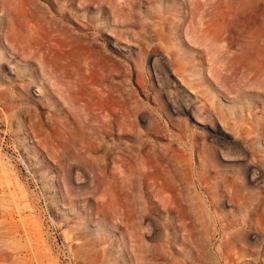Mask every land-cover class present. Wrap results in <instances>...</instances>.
Here are the masks:
<instances>
[{
  "label": "rangeland",
  "instance_id": "1",
  "mask_svg": "<svg viewBox=\"0 0 264 264\" xmlns=\"http://www.w3.org/2000/svg\"><path fill=\"white\" fill-rule=\"evenodd\" d=\"M0 264H264V0H0Z\"/></svg>",
  "mask_w": 264,
  "mask_h": 264
},
{
  "label": "bare ground",
  "instance_id": "2",
  "mask_svg": "<svg viewBox=\"0 0 264 264\" xmlns=\"http://www.w3.org/2000/svg\"><path fill=\"white\" fill-rule=\"evenodd\" d=\"M45 67H47V66L45 65ZM51 84H52V83H51ZM44 91H45V90H44ZM25 96H26V95H25ZM23 99H24V98H23ZM21 102H22V101H21ZM21 102H20V103H21ZM21 104H22V103H21Z\"/></svg>",
  "mask_w": 264,
  "mask_h": 264
}]
</instances>
